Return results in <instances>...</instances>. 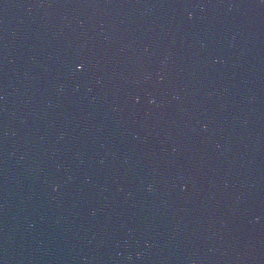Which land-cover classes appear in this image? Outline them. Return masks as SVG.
I'll return each instance as SVG.
<instances>
[{"label": "water", "instance_id": "1", "mask_svg": "<svg viewBox=\"0 0 264 264\" xmlns=\"http://www.w3.org/2000/svg\"><path fill=\"white\" fill-rule=\"evenodd\" d=\"M0 264H264V3L0 0Z\"/></svg>", "mask_w": 264, "mask_h": 264}, {"label": "snow or ice", "instance_id": "2", "mask_svg": "<svg viewBox=\"0 0 264 264\" xmlns=\"http://www.w3.org/2000/svg\"><path fill=\"white\" fill-rule=\"evenodd\" d=\"M261 2L264 3V0H261ZM80 67H82V65Z\"/></svg>", "mask_w": 264, "mask_h": 264}]
</instances>
